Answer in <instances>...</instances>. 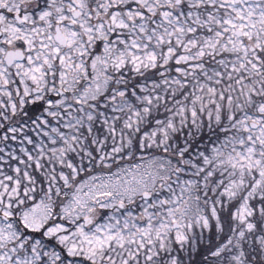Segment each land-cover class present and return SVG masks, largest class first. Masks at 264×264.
Returning <instances> with one entry per match:
<instances>
[{
  "label": "rangeland",
  "instance_id": "obj_1",
  "mask_svg": "<svg viewBox=\"0 0 264 264\" xmlns=\"http://www.w3.org/2000/svg\"><path fill=\"white\" fill-rule=\"evenodd\" d=\"M97 1L99 3H96ZM131 1L132 6L125 5ZM53 3L57 5L58 0ZM168 3H172V0H91V7L84 11V16L80 17L77 23L78 33L72 35V27L67 30L70 36L68 49L62 51L57 46L46 44V40H52L50 34H42V39L38 40L37 34L33 33L30 35L32 38L29 44L30 54L25 64L15 67L13 71L0 65L2 109L7 108L6 104L9 108H14L11 101L4 103L1 98L2 95H8L7 86L10 83H13L19 95H30L31 87H47V91L50 92L49 86L55 81L57 84L55 87L73 92L77 80L88 77L82 89L73 94L74 100L87 102L86 108L82 105L77 108L68 105L65 101L66 96L63 95L56 103L62 104L64 111L48 110L54 122L51 123L45 117H41L33 126L11 127L0 133V160L11 161L8 166L13 172L0 171V264H53L60 258L50 244H43L41 237L29 238V231L39 232L63 245L69 256H76L72 261L67 259L69 264H87L82 262V257L95 263L127 264V258L141 251L147 262L154 264L151 262V256L157 243L164 245L171 238L177 241L184 239L186 232L192 229L193 223L207 226L209 218L205 208L208 206L212 217H216L215 207L211 201H206L205 206L195 201L193 191H196V186L189 174L192 173L191 170L184 169L178 176L160 182L159 180L167 175L168 164L155 160L150 165L149 173L142 179L138 167L133 165L117 170L116 174L110 173L109 178L92 176L84 179L75 185V191L71 193L70 198L64 199L62 196L63 203L55 216L56 221L48 223L54 216L51 210L52 201L44 198V193L39 187L41 185L35 179V173L29 164V161H34L36 168H40L42 163L39 157L44 155L48 158L46 153L48 150L58 164L68 167L67 151L71 152L77 149L76 146L84 144L86 137L82 128H90V125L89 127L87 125L95 117L106 122L107 127L111 128V131H101L100 139L95 141L96 145L105 144L110 147L108 154L120 150L129 154L133 142L128 137L127 130L139 123V117L142 116L139 115V110L131 100L124 99V96L120 100L110 96L107 103L99 101L101 107H98L93 99L104 92L108 72L124 65L146 68L156 65L160 58L161 64L167 65V69H170L171 64L174 67L177 62L184 63L174 68L179 74H187V71L197 66L193 63L195 59L192 51L203 52L213 49L218 37L201 35V40L184 38L185 30L193 32L197 24L209 25L215 21L221 24L227 51L236 52L239 57L245 59L249 65L246 66L248 67L246 72L257 67L256 60L259 59L257 51L264 43V0L259 3L239 4H235L233 0H183L182 5L177 6L176 10H170ZM204 3L214 4L213 12H208L206 18L201 16ZM221 11L224 12L223 15ZM98 14L110 22V33L104 23L101 28H95ZM63 15V10L59 11L58 8L54 16L56 20H60ZM236 28L242 31L241 37L234 34ZM86 38H99L101 50L92 54L93 50L89 49L91 44L86 45L84 42ZM78 39H81L79 45L72 43ZM195 41L200 42L199 47L194 45ZM249 46L252 47L250 51ZM178 47H181V50L178 51ZM55 61L60 67L54 65L52 67ZM240 66L235 68V72L245 69L243 68L245 65ZM177 73L173 74L179 75ZM171 77L166 81L172 80ZM239 77L241 81L238 82L237 90L230 88L216 92L218 100H215L214 107L215 113L219 112L221 104L219 99L222 97L226 98L227 105L230 102L234 103L241 112L235 125L242 129L245 136H242L240 130L235 131L237 141H233L230 135L222 141L221 146H216L213 156L209 157L212 160L213 171L217 170L221 174L217 184L213 186L212 183V187L221 185L217 193L223 195L226 201L234 197L231 208L235 225L230 240L226 242L229 246L237 243L235 236L237 230L239 235L247 236L254 228L251 202L256 194H261L264 184V122L262 115L258 113L263 111L264 100L258 97L255 101L252 97L256 92L262 96L264 88L259 84L257 77L249 76L248 80L243 79L241 75ZM15 78H18V83ZM1 83L5 84L4 87ZM158 85L157 82H153L152 87L145 86L143 96L148 100L151 97L149 91L154 92V87L157 88ZM52 91L56 92L55 88ZM204 94L201 110L214 95L208 93V90ZM39 97L40 95H35L34 98ZM108 103L112 110H109ZM191 114H195V110ZM121 117H124V120L118 121L117 118ZM249 122H254L258 126L255 129L250 128ZM123 124L128 126L124 127L125 130ZM161 133L163 135L162 128ZM32 134L36 138L31 137ZM44 136L48 138L50 145L44 143ZM44 145L46 149L42 147ZM76 163L82 164L78 159ZM51 168L54 170L53 165ZM77 168V165L70 168L73 175H76ZM20 172L24 175L23 188L20 187L22 178L19 177ZM66 173L67 169L64 170L62 167L50 173L51 178L49 176L44 178L46 184L49 183L46 186L47 197L58 178L68 183ZM34 185H37V188ZM35 188L39 190L38 194L34 193ZM55 188L59 190L57 185ZM152 189H156L154 195L150 193ZM115 191L118 193L115 194ZM120 193L128 196L124 199L125 203L123 199L117 202L119 198L117 195ZM143 193H150L151 196L144 198ZM95 195H99V199ZM96 206L108 210L102 218H96L98 214L96 211L93 212ZM13 207L15 209H12ZM11 216L18 219L11 220ZM85 217L92 218L88 225H84ZM13 222L26 228L28 232L21 235L13 226ZM173 223L178 227L172 228ZM259 236L261 235H256L255 238L258 239ZM242 255V250L236 252L234 256L231 254L234 262L230 264H250L242 260ZM43 256H47V259L39 261Z\"/></svg>",
  "mask_w": 264,
  "mask_h": 264
},
{
  "label": "trees",
  "instance_id": "obj_2",
  "mask_svg": "<svg viewBox=\"0 0 264 264\" xmlns=\"http://www.w3.org/2000/svg\"><path fill=\"white\" fill-rule=\"evenodd\" d=\"M213 5L214 4L210 5L209 3H204L203 7L201 5V16L206 18V14L213 10ZM197 7H199V5H197ZM223 14L224 12L221 11V15ZM222 19L223 18H221V21ZM221 27V24L215 21L211 22L209 25L197 24L196 30L193 32H189L187 29L185 30L183 36L186 39L191 37L194 40H196L195 38L201 40V35H218L213 49L204 50L203 52L192 51L194 56L193 59H195L193 63L197 66H194L189 72L187 71V74H179L176 72L174 67L184 63L177 62L173 67L171 63H173L174 56L171 58L170 69H167V65H162L159 58L156 65L151 67L134 68L130 65H124L119 69L110 70L108 72L105 90L93 99L95 104L101 107L99 101H106L107 103L111 97L115 100H120V98L124 96V99L132 101L134 106L139 110V115H142L141 118L139 117V123L134 128L131 126L127 130L129 131L128 137L133 142L129 154L122 152V150L118 152L113 151L111 154H108L107 152L110 147H107L105 144L102 146L96 145L95 141L100 139L101 131H111V128L107 127L106 122L95 117L87 125L88 127L90 125V128H82L84 129L83 131L86 137L83 142L84 144L76 146L77 149L71 152L67 151L66 156L68 155L69 157L68 167L58 164L53 158L52 153L48 150L46 152L48 158H45L44 155L39 157L42 163L40 168H36L34 161H29L32 171L35 173V179L39 181L41 185L39 187L44 193V198L48 201H52L51 210L54 216L48 220V223L56 221L57 217L55 216L63 203L61 202L62 196L64 199L70 198L71 193L75 191V185H78L79 182L84 179L92 176L109 178L108 175H110V173L116 174L117 170L128 165L137 166L139 169V176H141L142 179V177L149 173L150 165L155 160L159 162L163 161L168 164L166 167L168 172L166 173L167 175L163 176L159 181L163 182L170 179L172 176H178L184 169L188 171L191 170L192 173L189 174L193 177V183L196 186V191H193L195 193V201L204 206L206 205V201H211L215 207L216 217L214 218L210 214L209 206L205 208L209 218L208 225L205 226L203 224L193 223L192 229L186 232V237L184 239L177 241L171 238L166 241L164 245L157 243L155 252L151 256V262L154 264H230L232 261L234 262L233 256L236 252L239 253V251L242 250L243 255L241 257L244 262L246 261L250 264H264V184H262L261 194H256L254 197L255 199L251 202L253 207L254 228L247 236L239 235L237 230L235 233L237 243L233 246H229L226 242L230 240L235 225V219L232 216L231 208L234 204V200L232 199L234 197L226 201L223 195L217 193L218 190L220 191L221 185L216 188L212 187V183L213 186L217 184L221 174L217 170L213 171L212 160L209 159L210 156H213L216 146H221L222 141L226 140L230 135L233 141H237L238 136L234 135L235 131L240 130L242 136H245L242 129H238V126L235 125L236 119L239 120L241 112L238 111L234 103L230 102L227 105L226 98L222 97L219 99L221 100L219 112L215 113V100H218V94H216V92L218 90L225 91L230 88H235L237 90L238 82L241 81L239 80L240 75L245 80H248L249 76L259 78L258 82L262 88H264V43L261 49L257 51L259 57V59L256 60L257 67L255 69L250 68L247 72L252 75H248L246 72V68L248 67L246 66L249 65L245 59L243 60L241 56L239 57L236 52L229 53V51H227L226 45L224 44L226 42L225 33L221 31ZM194 45L199 47L200 42L195 41ZM180 48L181 47H178V51L181 50ZM91 53L93 54L94 52L91 51ZM84 59H86V57H84ZM240 65H245V67H243L245 69L235 72V68L241 67ZM162 70L165 71L162 72ZM191 73H193V75H191ZM170 77L172 80L166 81L169 80ZM87 81L88 77L80 79L79 81L77 80L75 90L73 92H65V99L68 105L76 108L81 105L83 108L87 107L86 101L78 102L73 99L75 91L79 92ZM153 82L159 84V89L158 87H154V92L149 91L151 97L147 100L143 96L145 93V86L152 87ZM161 85L164 86L161 87ZM207 90L208 93L211 92L214 93V95L210 98L207 105L204 103L206 107L201 110L200 105L204 102L202 97ZM156 91L158 93H155ZM252 97L255 101L258 97L264 100V93L262 96H259V93L256 92ZM58 99L59 96L55 93V96L50 99L51 102L48 104L46 103V98L41 97L36 100H27L23 104L15 100V107L12 109L8 107L2 109V106H0V133L7 131L11 127L33 126L36 121H40L41 117H45L51 123L54 122L48 110L59 109L63 112L65 109L62 104L56 103ZM212 99L213 101L211 102ZM3 101L4 103L8 102L4 99ZM107 106L109 108L110 104L108 103ZM255 109L258 110L257 108ZM109 110L112 109L109 108ZM193 110H195V114H191ZM258 113L262 115V121L264 122V106L263 111ZM124 117L117 118V120H124ZM253 117H255V115H253ZM124 127L128 126L123 124V129L125 130ZM161 128L163 129V135L161 133ZM125 134L127 135L126 132ZM151 135H153V137H150ZM31 137L36 138L34 134H32ZM2 139H4V137H2ZM122 140H124V138ZM44 143L50 145L46 136H44ZM42 147L46 149L45 145ZM77 159L80 160L82 164H77ZM10 163L12 162L0 160V164H2L0 171L13 173L11 171L12 169L8 166ZM51 165L54 166L55 172L62 167L64 170L67 169L66 174L68 175V183L66 184L63 180L56 177L58 179L55 184L58 186L59 190H56V185H53L50 195L47 197L46 186L49 183L46 184L44 178L48 176L51 178L50 173L54 172ZM76 165L78 166L77 172L76 175H73L70 168ZM45 168L47 170H45ZM20 174L19 177H22L20 178V187L23 188L24 175L22 172H20ZM127 179H129V177ZM160 182L157 183L158 186ZM36 186L37 185H34V187ZM36 188L34 193L38 194L39 190H36ZM117 193L118 192L115 191V194ZM150 193L154 195L156 189H152ZM126 194L120 193L119 196L117 195V197H119L117 202L121 199H123V201L127 199L128 196ZM112 196L111 194V197ZM95 197L99 199V195H95ZM136 198H138V195ZM59 199L60 201H58ZM200 199H202V201ZM218 200L220 201L218 202ZM117 202L115 203L117 204ZM135 202L137 203V201ZM115 203H113L114 207H116ZM12 209H15V207ZM95 211L98 214L96 218H102L104 213L108 210L104 207L96 206L93 212ZM13 215H15V210ZM13 218H15V220L18 219L16 216H11L10 219L13 220ZM13 226L21 235L28 232L26 228L18 223L13 222ZM28 234L29 238H34L35 236L41 237L43 244H50L52 248L56 250L60 258L53 264H69L67 259L70 261L75 259L76 256H69L64 246L60 245L53 238L45 237L39 232L34 233L29 231ZM256 235L261 236L256 239ZM231 254H233V256H231ZM78 257L81 258L80 256H77V258ZM46 259L47 256H43L39 261L42 260L43 262ZM81 260L83 263L87 264H102L101 262H90L83 257ZM126 263L149 264L150 262H147L141 251L127 258Z\"/></svg>",
  "mask_w": 264,
  "mask_h": 264
},
{
  "label": "flooded vegetation",
  "instance_id": "obj_3",
  "mask_svg": "<svg viewBox=\"0 0 264 264\" xmlns=\"http://www.w3.org/2000/svg\"><path fill=\"white\" fill-rule=\"evenodd\" d=\"M53 1L55 0H0V65H4L7 70L13 71L15 67L25 64L30 54L29 44L31 43L30 39H32L30 35L33 33L37 34L36 38L38 40L42 39V34H50L52 36V40H46V44H52L55 47L57 46L59 47V50L62 51L68 49L70 36L68 35L67 30L70 29L69 27H72V35L78 33L79 26L77 23L79 18L84 16V11L91 7V0H58V6L55 5ZM233 2L235 4H239L241 1L235 2V0H233ZM96 3L99 2L97 1ZM172 3L167 4L168 8L170 10H176L177 5ZM125 5L132 6V1L126 2ZM58 8L59 11L63 10L64 13V17L60 18V20H56L54 16ZM104 19L106 18L98 14L96 17L95 28H101L104 23L106 30L110 33V22L107 19ZM56 27H58V29L66 37L67 43L64 47L59 46L54 39ZM236 30L237 28L234 30V33ZM241 36L242 35L239 37ZM84 42L86 45L91 44L89 49L93 50V52L95 51V53H98L100 50L101 41L99 38H86ZM72 43L79 45L81 43V39L75 40ZM15 50H20L23 57L20 60H14L11 64H8L5 60V55L8 51ZM80 60L82 61V59ZM53 65L55 67H60L57 61L52 64V67ZM55 71L58 72V70ZM15 79L16 83H18V78ZM4 85V83H1L2 87H4ZM55 86H57L56 81L50 84V92L47 91V87H31L30 95H19L16 92L13 83H10L7 86L9 89L8 95H2L1 98L5 101H11L13 103V107H15V100H18V103L23 104L27 100H36L34 98L35 95H40L39 98H46V103L48 104V102H51L50 99L55 96V93L60 98L65 95V92H67ZM54 88L56 92L52 91ZM34 90L37 91L34 92ZM6 105V107L9 108L8 104Z\"/></svg>",
  "mask_w": 264,
  "mask_h": 264
},
{
  "label": "water",
  "instance_id": "obj_4",
  "mask_svg": "<svg viewBox=\"0 0 264 264\" xmlns=\"http://www.w3.org/2000/svg\"><path fill=\"white\" fill-rule=\"evenodd\" d=\"M175 4H179L181 0H174ZM240 0H235V2H239ZM244 2H249V1H261V0H243ZM235 34L240 36L242 35V32L240 29H237L235 31ZM54 39L57 42V44L61 47H64L67 43L66 37L62 34V32L58 29V27L55 28V33H54ZM250 50H252V47H250ZM23 55L21 54L20 50H15V51H8L5 55V60L8 64H11L12 61L14 60H20L22 59ZM37 90H34L36 92ZM249 126L251 128H256L257 124L254 122H250ZM144 198H149L150 194L149 193H143L142 195ZM119 207H121V204H119ZM92 221L91 217H85L84 218V225H88ZM178 225L176 223L172 224V228H177ZM7 264H12V263H7Z\"/></svg>",
  "mask_w": 264,
  "mask_h": 264
},
{
  "label": "bare ground",
  "instance_id": "obj_5",
  "mask_svg": "<svg viewBox=\"0 0 264 264\" xmlns=\"http://www.w3.org/2000/svg\"><path fill=\"white\" fill-rule=\"evenodd\" d=\"M250 123V122H249ZM258 126V125H257Z\"/></svg>",
  "mask_w": 264,
  "mask_h": 264
}]
</instances>
